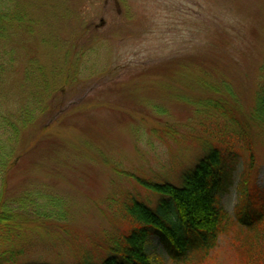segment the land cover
<instances>
[{"label":"rangeland","instance_id":"374dc122","mask_svg":"<svg viewBox=\"0 0 264 264\" xmlns=\"http://www.w3.org/2000/svg\"><path fill=\"white\" fill-rule=\"evenodd\" d=\"M263 63L264 0H0V161L16 159L0 187L62 215L24 234L32 259L71 264L74 237L114 232L111 199L151 196L129 174L176 182L203 153L196 136L226 131L210 102L253 114ZM252 131L249 187L264 189V124ZM239 158L220 201L232 216ZM239 236L179 260L158 235L147 248L155 264H264V244L247 261Z\"/></svg>","mask_w":264,"mask_h":264},{"label":"trees","instance_id":"16d2710c","mask_svg":"<svg viewBox=\"0 0 264 264\" xmlns=\"http://www.w3.org/2000/svg\"><path fill=\"white\" fill-rule=\"evenodd\" d=\"M261 68L263 82L254 98L250 118L238 116L235 110L219 100L210 102L212 109L226 116V131L196 136L203 153L194 165L178 174L176 182L166 178L163 179L165 181H151L129 174L144 185L152 197L141 198L142 195L136 192L127 193L120 203L111 199L117 228L87 246L74 237L77 250L71 264L161 262L160 257L151 254L147 248L153 235H158L165 243L172 260L198 253L207 255L216 248L221 235L233 226L239 237H243L242 246H248L242 250L248 261L249 250L264 244V189L256 184L249 187L255 169L252 128L264 124V63ZM168 132L172 133V129L169 128ZM215 135L216 138L213 137ZM241 151L246 153L249 164L239 175L237 204L232 216L220 201L231 185ZM9 158L0 161L1 178L5 173L4 167H9L16 160L11 158L6 165ZM5 186L4 180L0 187V264H53L40 259V255L38 260L32 259L20 241L27 230H31V225H37V222L45 224L49 218L60 219V209L52 204L33 208L22 199L12 200L14 204L8 202Z\"/></svg>","mask_w":264,"mask_h":264}]
</instances>
